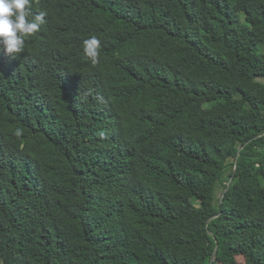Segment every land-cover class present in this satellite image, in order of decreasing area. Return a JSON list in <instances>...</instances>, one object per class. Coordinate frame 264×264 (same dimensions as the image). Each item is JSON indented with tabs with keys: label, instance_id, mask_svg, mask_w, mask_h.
<instances>
[{
	"label": "trees",
	"instance_id": "1",
	"mask_svg": "<svg viewBox=\"0 0 264 264\" xmlns=\"http://www.w3.org/2000/svg\"><path fill=\"white\" fill-rule=\"evenodd\" d=\"M41 12L0 50V264H264V0Z\"/></svg>",
	"mask_w": 264,
	"mask_h": 264
},
{
	"label": "clouds",
	"instance_id": "2",
	"mask_svg": "<svg viewBox=\"0 0 264 264\" xmlns=\"http://www.w3.org/2000/svg\"><path fill=\"white\" fill-rule=\"evenodd\" d=\"M31 15V0H0V50L11 58L23 52L25 38L38 32L45 23L44 12L29 19ZM90 42L99 44L95 37Z\"/></svg>",
	"mask_w": 264,
	"mask_h": 264
},
{
	"label": "water",
	"instance_id": "3",
	"mask_svg": "<svg viewBox=\"0 0 264 264\" xmlns=\"http://www.w3.org/2000/svg\"><path fill=\"white\" fill-rule=\"evenodd\" d=\"M256 137H258V136H256ZM256 137H255V138H256ZM248 143H249V141L246 142L245 144H243V145L239 148L238 153H237V156H236V158H235V163H234L233 172L235 171V168H236L237 158H238V154H239L240 150H241L244 146H246ZM231 180H232L231 178L228 180L225 191L229 188V186H230V184H231ZM223 195H224V192H223V193L221 194V196H220V200H219L220 203H221V201H222ZM219 216H220V213H218V214H216V215H213V216H211L210 218H208V220L206 221V225L209 224V222H211L212 220H214L215 218H217V217H219ZM210 235L212 236L213 234L210 233ZM217 250H218V244L216 243V245H215V247H214V250H213V253H212L211 257H210L209 264H213V260H214V258H215L216 253H217Z\"/></svg>",
	"mask_w": 264,
	"mask_h": 264
},
{
	"label": "rangeland",
	"instance_id": "4",
	"mask_svg": "<svg viewBox=\"0 0 264 264\" xmlns=\"http://www.w3.org/2000/svg\"><path fill=\"white\" fill-rule=\"evenodd\" d=\"M261 50H264V49L261 48ZM257 81L264 84V78H262V77L257 78ZM216 193H217V195H219L221 193V189L219 187L216 189ZM233 260L237 264H243L244 263V259L241 256H234ZM214 261H216L215 264H223L226 261V258L223 257L222 254H219L218 257L214 258Z\"/></svg>",
	"mask_w": 264,
	"mask_h": 264
}]
</instances>
